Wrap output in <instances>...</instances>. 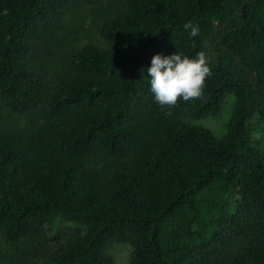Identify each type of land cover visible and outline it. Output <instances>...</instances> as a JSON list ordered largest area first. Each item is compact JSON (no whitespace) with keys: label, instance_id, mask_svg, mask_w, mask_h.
<instances>
[{"label":"trees","instance_id":"trees-1","mask_svg":"<svg viewBox=\"0 0 264 264\" xmlns=\"http://www.w3.org/2000/svg\"><path fill=\"white\" fill-rule=\"evenodd\" d=\"M99 1L0 0V95L14 114L0 124V238L19 246L9 264L45 259L48 245L54 264H113V240L131 244L128 264H264V144L251 134L264 119V0H110L104 43L84 42L45 76L37 48L62 11ZM200 51L202 97L157 105L152 56ZM228 94L221 136L185 120L216 114ZM54 217L84 229L44 246Z\"/></svg>","mask_w":264,"mask_h":264},{"label":"rangeland","instance_id":"rangeland-1","mask_svg":"<svg viewBox=\"0 0 264 264\" xmlns=\"http://www.w3.org/2000/svg\"><path fill=\"white\" fill-rule=\"evenodd\" d=\"M113 8L114 4L110 0L99 1L95 5L78 3L65 8L60 14L58 23L48 32L42 44L37 48V62L45 76H51L62 69L73 49L81 46L84 42L93 41L103 44L104 40L99 35L100 24L103 16L112 11ZM233 103L234 95L228 94L216 114L198 120L187 118L185 120L207 128L216 137L221 136L226 129ZM9 115L10 117L14 116L0 95V124ZM251 134L254 139H259L264 144V119H256L251 122ZM79 228L84 229V225L54 217L44 227L42 235H46L47 241H44L42 245L49 244L54 237L61 239L66 234H72ZM18 250L17 244L8 243L0 238V264H9L10 258ZM53 250H55V246L51 248L48 245L42 252H48L45 259L41 257V253H38V258L41 259L37 260V256H35L32 264H54ZM131 251V244L120 240H113L106 247V252L112 258L113 264H128Z\"/></svg>","mask_w":264,"mask_h":264},{"label":"clouds","instance_id":"clouds-1","mask_svg":"<svg viewBox=\"0 0 264 264\" xmlns=\"http://www.w3.org/2000/svg\"><path fill=\"white\" fill-rule=\"evenodd\" d=\"M184 27L191 29L190 35L193 37L199 34V27L191 22ZM147 71L154 102L169 109L177 106L181 100L200 99L206 79L211 74L208 56L203 51L197 52L194 57L176 52L167 56L157 53L152 56Z\"/></svg>","mask_w":264,"mask_h":264},{"label":"water","instance_id":"water-1","mask_svg":"<svg viewBox=\"0 0 264 264\" xmlns=\"http://www.w3.org/2000/svg\"><path fill=\"white\" fill-rule=\"evenodd\" d=\"M217 25L219 24V23H216Z\"/></svg>","mask_w":264,"mask_h":264}]
</instances>
